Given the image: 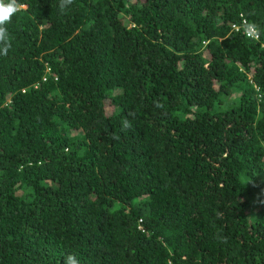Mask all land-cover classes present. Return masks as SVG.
I'll list each match as a JSON object with an SVG mask.
<instances>
[{
  "label": "trees",
  "instance_id": "obj_1",
  "mask_svg": "<svg viewBox=\"0 0 264 264\" xmlns=\"http://www.w3.org/2000/svg\"><path fill=\"white\" fill-rule=\"evenodd\" d=\"M19 2L0 264H264V0Z\"/></svg>",
  "mask_w": 264,
  "mask_h": 264
},
{
  "label": "clouds",
  "instance_id": "obj_2",
  "mask_svg": "<svg viewBox=\"0 0 264 264\" xmlns=\"http://www.w3.org/2000/svg\"><path fill=\"white\" fill-rule=\"evenodd\" d=\"M73 0H60V9L63 11ZM25 7L19 0H0V55L7 56L11 49V38L6 27V24L11 21L14 14ZM244 34L250 39H257L260 35V29L254 23H244L241 25ZM123 127H131L130 123L125 120L122 121ZM64 264H80L79 259L75 254L68 255L65 258Z\"/></svg>",
  "mask_w": 264,
  "mask_h": 264
},
{
  "label": "rangeland",
  "instance_id": "obj_3",
  "mask_svg": "<svg viewBox=\"0 0 264 264\" xmlns=\"http://www.w3.org/2000/svg\"><path fill=\"white\" fill-rule=\"evenodd\" d=\"M258 204H260V203L258 202ZM262 204H263V203H262ZM262 204L258 205V207L261 206ZM258 207H257V208H258Z\"/></svg>",
  "mask_w": 264,
  "mask_h": 264
}]
</instances>
